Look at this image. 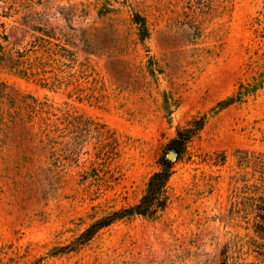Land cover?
<instances>
[{"label":"rangeland","instance_id":"rangeland-1","mask_svg":"<svg viewBox=\"0 0 264 264\" xmlns=\"http://www.w3.org/2000/svg\"><path fill=\"white\" fill-rule=\"evenodd\" d=\"M0 264H264V0H0Z\"/></svg>","mask_w":264,"mask_h":264},{"label":"trees","instance_id":"trees-1","mask_svg":"<svg viewBox=\"0 0 264 264\" xmlns=\"http://www.w3.org/2000/svg\"><path fill=\"white\" fill-rule=\"evenodd\" d=\"M187 131L191 130L188 129ZM183 133L185 132L180 131V135ZM169 176V167L166 166L162 170L155 172L149 179L146 192L135 206L97 220L84 232L81 239H89L99 228L111 224L118 218L133 214L149 215L155 213L159 207L165 204V186Z\"/></svg>","mask_w":264,"mask_h":264},{"label":"water","instance_id":"water-1","mask_svg":"<svg viewBox=\"0 0 264 264\" xmlns=\"http://www.w3.org/2000/svg\"><path fill=\"white\" fill-rule=\"evenodd\" d=\"M168 157H169L170 159H175V158H176V154H175L174 152H170V153L168 154Z\"/></svg>","mask_w":264,"mask_h":264}]
</instances>
